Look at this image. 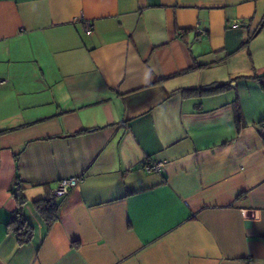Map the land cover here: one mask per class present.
<instances>
[{"label": "crops", "instance_id": "0c3cea01", "mask_svg": "<svg viewBox=\"0 0 264 264\" xmlns=\"http://www.w3.org/2000/svg\"><path fill=\"white\" fill-rule=\"evenodd\" d=\"M261 121L264 0H0V264H264Z\"/></svg>", "mask_w": 264, "mask_h": 264}, {"label": "trees", "instance_id": "16d2710c", "mask_svg": "<svg viewBox=\"0 0 264 264\" xmlns=\"http://www.w3.org/2000/svg\"><path fill=\"white\" fill-rule=\"evenodd\" d=\"M257 78V77H255ZM260 80L261 78H257ZM228 86V83H211L200 87L195 88H184L181 89V92L183 94L188 95H195V94H209V93H215L218 91H222L226 89ZM233 110L235 114L236 121L240 124H242V116L239 104L235 100L233 102ZM264 123V121H261ZM47 139V138H46ZM19 188H15L13 190V194L16 195V197L19 199V208L13 213L12 219L9 222V226L11 229L15 232L17 235V239L19 241V244H26L30 242L32 236H33V226L29 224L23 215V212L21 210V207L24 204V198L21 196V194L18 192ZM33 208L40 214L43 221L47 226L51 225L53 222H55L58 218V202L55 199V196L53 195H47L43 198H38L31 201Z\"/></svg>", "mask_w": 264, "mask_h": 264}, {"label": "built area", "instance_id": "2783aa9c", "mask_svg": "<svg viewBox=\"0 0 264 264\" xmlns=\"http://www.w3.org/2000/svg\"><path fill=\"white\" fill-rule=\"evenodd\" d=\"M85 25H86L85 32L87 34L91 33L92 32L91 22L87 21ZM196 32L198 36L204 34V31L199 28H197ZM143 166L146 170H158L162 167V162L153 160V161L144 163ZM81 179L82 177L80 175H72V176L60 178L57 181L56 186L52 190L53 195L56 197H60V196L67 194L71 188L75 187L81 181ZM254 213L255 211L250 210V209L243 210V214L246 217H253Z\"/></svg>", "mask_w": 264, "mask_h": 264}]
</instances>
